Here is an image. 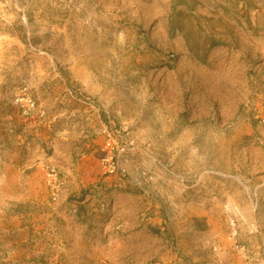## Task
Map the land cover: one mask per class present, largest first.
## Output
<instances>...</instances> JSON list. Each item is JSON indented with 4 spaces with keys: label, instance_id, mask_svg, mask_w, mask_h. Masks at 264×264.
I'll return each instance as SVG.
<instances>
[{
    "label": "rangeland",
    "instance_id": "rangeland-1",
    "mask_svg": "<svg viewBox=\"0 0 264 264\" xmlns=\"http://www.w3.org/2000/svg\"><path fill=\"white\" fill-rule=\"evenodd\" d=\"M0 264H264V0H0Z\"/></svg>",
    "mask_w": 264,
    "mask_h": 264
},
{
    "label": "bare ground",
    "instance_id": "bare-ground-1",
    "mask_svg": "<svg viewBox=\"0 0 264 264\" xmlns=\"http://www.w3.org/2000/svg\"><path fill=\"white\" fill-rule=\"evenodd\" d=\"M261 30L259 24H257L256 26L251 27V31L252 33H256L257 31ZM23 101V100H22Z\"/></svg>",
    "mask_w": 264,
    "mask_h": 264
},
{
    "label": "built area",
    "instance_id": "built-area-1",
    "mask_svg": "<svg viewBox=\"0 0 264 264\" xmlns=\"http://www.w3.org/2000/svg\"><path fill=\"white\" fill-rule=\"evenodd\" d=\"M110 159L112 160L113 158L111 157Z\"/></svg>",
    "mask_w": 264,
    "mask_h": 264
}]
</instances>
